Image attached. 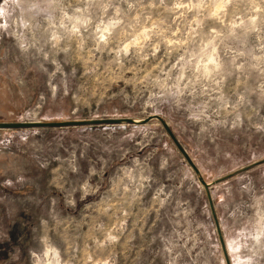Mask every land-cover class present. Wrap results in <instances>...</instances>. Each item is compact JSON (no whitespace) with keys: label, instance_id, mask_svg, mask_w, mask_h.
Wrapping results in <instances>:
<instances>
[{"label":"rangeland","instance_id":"1","mask_svg":"<svg viewBox=\"0 0 264 264\" xmlns=\"http://www.w3.org/2000/svg\"><path fill=\"white\" fill-rule=\"evenodd\" d=\"M0 264H264V0H0Z\"/></svg>","mask_w":264,"mask_h":264},{"label":"water","instance_id":"2","mask_svg":"<svg viewBox=\"0 0 264 264\" xmlns=\"http://www.w3.org/2000/svg\"><path fill=\"white\" fill-rule=\"evenodd\" d=\"M157 121L164 132L166 133L168 139L173 144L175 149L181 155V157L185 160V162L189 165V167L193 170L194 174L200 185L206 189L209 185L205 184L199 173L187 157L184 150L181 148L179 143L176 141L172 132L168 128L167 124L161 119L160 116L152 114L145 117L142 120H131V119H99V120H87V121H67V122H54V123H40V122H29V123H0V129H24V128H39V127H75V126H83V125H112V124H130V125H138L145 124L149 121Z\"/></svg>","mask_w":264,"mask_h":264},{"label":"bare ground","instance_id":"3","mask_svg":"<svg viewBox=\"0 0 264 264\" xmlns=\"http://www.w3.org/2000/svg\"><path fill=\"white\" fill-rule=\"evenodd\" d=\"M138 121V120H137Z\"/></svg>","mask_w":264,"mask_h":264}]
</instances>
